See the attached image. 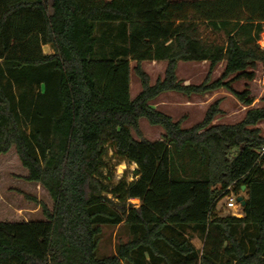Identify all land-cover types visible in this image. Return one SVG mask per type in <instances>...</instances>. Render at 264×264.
Returning <instances> with one entry per match:
<instances>
[{"label":"trees","instance_id":"obj_1","mask_svg":"<svg viewBox=\"0 0 264 264\" xmlns=\"http://www.w3.org/2000/svg\"><path fill=\"white\" fill-rule=\"evenodd\" d=\"M263 25L264 0H0V160L13 155L15 177L51 204L19 192L36 205L27 220L0 198V264H264V95L251 108L248 88L231 87L264 62ZM149 62L165 63L152 85ZM179 62L208 64L204 81L182 84ZM219 90L247 108L239 122L213 124L220 99L187 129L150 105ZM140 119L159 140L142 137ZM109 152L135 165L132 181H106ZM185 153L203 179L173 177ZM242 187L243 217H218L217 201ZM121 224L129 240L98 258L100 228Z\"/></svg>","mask_w":264,"mask_h":264},{"label":"rangeland","instance_id":"obj_2","mask_svg":"<svg viewBox=\"0 0 264 264\" xmlns=\"http://www.w3.org/2000/svg\"><path fill=\"white\" fill-rule=\"evenodd\" d=\"M50 5L52 0H46ZM173 1V0H172ZM264 32V25H263ZM264 36V34H262ZM45 54H50L52 51L49 46H44L42 48ZM224 65L221 64L215 68L210 76V81H214L220 78ZM146 72L150 74V83H153L156 79L157 70L152 69V67L145 64L143 66ZM208 72V64H195V63H184L179 62L177 66V78L184 85H199L204 81ZM254 80L251 82H246L244 80L232 81L231 87L237 92L243 91L248 88L250 91V96L253 99L251 108L261 107L263 104L260 102L261 97L264 95V62L258 63L254 68ZM232 79V77H229ZM141 91L139 81L136 77L130 75V92L129 97L133 100L136 95ZM227 94V95H226ZM166 95V96H165ZM226 95V96H225ZM220 96H225L220 98ZM220 99V108L222 109V114L217 116L213 124H234L239 122L245 113L247 108L242 107L234 97L228 94L224 90L216 91L214 94H210L208 97L199 98L198 96H192L186 98L180 94L166 93L164 97L160 100H166L164 105V110L159 108L158 111L165 113L170 116L173 121H181V128L187 129L191 126L199 123L204 116V113L208 106L215 100ZM157 102V101H156ZM150 105L153 107V103ZM257 127L261 131V135L264 138V122L259 123ZM139 129L141 131L142 137L148 141L159 140L162 135V129L158 126H151L145 119L139 120ZM134 139H138L133 133ZM107 170L105 176L112 184H116L121 179H126L127 181L133 180L132 172L135 169L134 164H129L125 161H121L112 152H109L106 157ZM172 175L175 178L183 179H203L202 177H194L201 175V168L198 169L197 165L192 161V155L190 153H185L183 156L179 157L174 155L171 162ZM17 174H22V171L13 155L8 156L5 160H0V198L6 200L12 205V208L17 209L16 211L21 218L29 219L30 214H35L36 205L33 202L26 201L20 196L19 192L23 194H29L35 197L37 200H42L48 206L50 202L44 194H41V190L34 187L33 185L25 184L21 179L15 177ZM23 191H22V190ZM234 194H239L238 192H233ZM246 200V194L243 197ZM23 204L25 207L23 209L15 207L16 204ZM130 204L138 206V200L130 201ZM214 213L218 217L229 216V211L225 209L223 201H217ZM41 215L36 214L33 219H40ZM191 239L192 245L201 250L203 246L202 240L196 234H188ZM129 240V234L127 228L124 224L116 227L112 226H102L100 228V233L97 236V249L96 256L98 258L112 256L115 253V248L118 244L126 243Z\"/></svg>","mask_w":264,"mask_h":264},{"label":"built area","instance_id":"obj_3","mask_svg":"<svg viewBox=\"0 0 264 264\" xmlns=\"http://www.w3.org/2000/svg\"><path fill=\"white\" fill-rule=\"evenodd\" d=\"M262 34H264V32H262ZM262 34L260 36V40L257 43L261 48H264V36H262ZM262 156H264V146L262 147L260 151V157ZM227 191H228V194L224 195L219 200L223 201L225 209L230 212L229 216H232L234 218H242L243 217V207L238 202V198L241 197L244 200L243 197L246 194L245 190L244 191L240 190L239 194H234L230 188H228ZM134 207H137V206L134 205Z\"/></svg>","mask_w":264,"mask_h":264},{"label":"crops","instance_id":"obj_4","mask_svg":"<svg viewBox=\"0 0 264 264\" xmlns=\"http://www.w3.org/2000/svg\"><path fill=\"white\" fill-rule=\"evenodd\" d=\"M204 63V62H203ZM145 64H148V66H150V67H152V69H156L158 72H157V74H156V79L154 80V82L153 83H151V85L152 84H154L155 83V81L157 80V79H162L163 78V72H164V68H165V63L164 62H149V63H143V66L145 65ZM202 64V63H201ZM205 64V63H204ZM133 65V63H131V66ZM144 69V68H143ZM146 72V71H145ZM149 76H150V74H149V72H146ZM215 92H212V93H210V94H214ZM210 94H206V95H204V96H198L199 98H202V97H208ZM227 95V94H226ZM225 95V96H226ZM166 96V95H165ZM225 96H220V98H223V97H225ZM162 97H164V94H162V95H160L159 97H157L154 101H152V103H153V108H155L156 110L157 109H159V108H161V109H165L164 108V105H165V103H166V100H160V98H162ZM157 101V102H156ZM243 107V106H242ZM221 109V108H220ZM222 110V109H221ZM246 111V110H245Z\"/></svg>","mask_w":264,"mask_h":264},{"label":"water","instance_id":"obj_5","mask_svg":"<svg viewBox=\"0 0 264 264\" xmlns=\"http://www.w3.org/2000/svg\"><path fill=\"white\" fill-rule=\"evenodd\" d=\"M241 190H245V187H242L241 188ZM238 202L240 203V205L242 206V207H244L245 206V200H243L241 197L240 198H238Z\"/></svg>","mask_w":264,"mask_h":264}]
</instances>
